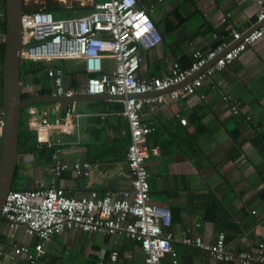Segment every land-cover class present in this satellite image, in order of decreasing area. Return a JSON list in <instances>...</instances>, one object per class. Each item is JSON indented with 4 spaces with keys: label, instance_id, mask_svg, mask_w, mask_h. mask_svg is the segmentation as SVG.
<instances>
[{
    "label": "crops",
    "instance_id": "0c3cea01",
    "mask_svg": "<svg viewBox=\"0 0 264 264\" xmlns=\"http://www.w3.org/2000/svg\"><path fill=\"white\" fill-rule=\"evenodd\" d=\"M138 7L164 35L159 46L143 55L140 76L144 78L166 75L175 61L188 68L195 50L205 53L214 46V35L231 43L230 30H251L258 9L249 0H139ZM224 16L227 22L222 23ZM3 38L0 33V42ZM39 65L46 66L25 64L21 74L22 90L29 98L49 96L40 95V91L53 92L45 69L39 70ZM48 65L64 71L66 88H79L86 80L81 61L69 60L62 67ZM103 67L110 73L113 62L105 60ZM223 96L238 102L237 115H232ZM67 109L62 115L59 103H40L23 111L21 121L29 137H34L37 149L18 153L19 187L32 189L35 180L48 184L51 162L40 149L52 152L57 148L69 166L91 164L87 177L76 176L72 169L62 173L56 184L68 194L128 189L131 176L125 153L129 134L122 99L80 100ZM67 113L73 115L67 119ZM141 118L155 128L146 137L149 147L158 148V154L146 160L150 195L153 204L170 213L171 224L165 233L178 239L171 243L176 264H229L216 263L201 250L183 245L180 240L184 237L212 243L224 234L231 251L246 250L264 240V38L206 80L195 95L156 106L153 112L144 104ZM38 132L45 145H37ZM38 242L22 228L11 232L0 219L2 250L28 246L35 254ZM113 253L117 254L114 262L110 260ZM172 261L166 255L161 264ZM100 262L143 264V256L138 243L122 235L67 231L51 238L38 264ZM0 264L29 263L23 256L13 260L0 256Z\"/></svg>",
    "mask_w": 264,
    "mask_h": 264
},
{
    "label": "built area",
    "instance_id": "2783aa9c",
    "mask_svg": "<svg viewBox=\"0 0 264 264\" xmlns=\"http://www.w3.org/2000/svg\"><path fill=\"white\" fill-rule=\"evenodd\" d=\"M138 1H94L92 10L78 17L55 18L44 10L22 14L21 60L49 64L56 60L82 62L86 80L76 89L64 86L61 68H45L53 96L124 97L122 115L127 120L129 134L125 164L131 180L128 189L105 193L91 191L83 196H72L56 184L57 180L68 169L78 177H87L91 164L77 162L69 166L61 159L60 150L54 149L50 154L51 178L48 184L35 180L32 189L9 191L0 211L1 219L11 232L22 228L28 236L39 240L34 246L35 254L28 246H14L10 250L0 248V256L10 260L23 256L29 264H38L45 245L53 236L80 231L100 236L122 235L137 242L143 264H161L166 255H170L172 263L176 264L171 243L178 239L165 233L171 224L170 213L151 200L146 160L149 155L158 154V148L147 144L146 137L155 128L142 120L143 106L147 104L153 112L156 106L167 102L174 104L195 95L206 80L214 78L261 41L264 38V0H249L258 6L254 23L257 28L244 32L232 28L231 43L214 35L217 40L214 46L205 53L195 50L194 61L188 68L183 69L175 61L166 75L150 78L140 76L143 55L160 45L161 36L148 14L138 7ZM4 4V0H0V16L4 15ZM221 22H227V17H222ZM105 60L113 62L110 73L104 71ZM147 94L156 96L136 98ZM223 100L230 104L232 115L239 113L238 102L228 96H223ZM71 116L67 113L66 118ZM1 131L0 119V134ZM37 145H45L39 132ZM180 242L201 250L216 263L264 264V240L240 251L227 248L224 234H219L212 243L199 237H184ZM116 256L113 253L110 260L114 262Z\"/></svg>",
    "mask_w": 264,
    "mask_h": 264
},
{
    "label": "water",
    "instance_id": "95a60500",
    "mask_svg": "<svg viewBox=\"0 0 264 264\" xmlns=\"http://www.w3.org/2000/svg\"><path fill=\"white\" fill-rule=\"evenodd\" d=\"M4 2L6 30L3 42V59L0 66V119L2 121V131L0 134V211L6 195L12 190L16 175L20 120L24 110H27L32 104L59 103L62 110L61 114L65 115L67 106L71 102L80 100L94 101L101 97L124 99V97L109 95H81L73 98L49 95L23 99L20 72L22 0H4ZM255 28L257 26L253 27L251 31ZM143 97L136 96V98Z\"/></svg>",
    "mask_w": 264,
    "mask_h": 264
},
{
    "label": "trees",
    "instance_id": "16d2710c",
    "mask_svg": "<svg viewBox=\"0 0 264 264\" xmlns=\"http://www.w3.org/2000/svg\"><path fill=\"white\" fill-rule=\"evenodd\" d=\"M95 1H100V0H95ZM30 6H27L24 3V1L22 0L23 13L36 11L38 9V7H36V6H33V7H30ZM91 10H92V7H85V8L81 7V8H78V9L76 8L74 10H67L65 8H62L60 6V4L57 3V2H54V4H52V5H46V7L44 9V11L52 13L55 18H68V17H71L73 15V14H71V12H74V14L77 15V16H81V15H84V14L90 12ZM154 25H155L156 30L159 33L158 25L156 23H154ZM5 30H6V25H5V12H4V15H2L0 17V33L2 35H5ZM160 36H161V41L164 40V35L160 34ZM3 50H4V43L0 42V66H1V63H2V59H3ZM193 61H194V59L192 57L189 66L191 65V63ZM25 64H42V63H36V62L27 61V60H21V62H20V72H21V74H22V72L24 70ZM43 64H45L48 67L51 66V65H48L49 63H43ZM46 66L45 67L44 66L41 67L39 65V67H40L39 70H41L42 68L45 69ZM34 70H35V68H34ZM0 85H1V77H0ZM38 93L40 95H44V94L50 95L51 92H50V90H45V91H40ZM22 98L23 99H27V98H29V96L26 93H23ZM29 135H30V132L26 128H24L22 126V121L20 120L18 153L26 154V153H33V152L36 151L37 148H36L34 137L33 136L29 137ZM42 152H43L44 156L46 157V159L48 161H50L51 152H49V150H46L44 148L40 149V153H42ZM16 172H17V170H16ZM16 180H17V173H16L14 181H13L12 190L23 191L24 189L19 187V183H17Z\"/></svg>",
    "mask_w": 264,
    "mask_h": 264
},
{
    "label": "rangeland",
    "instance_id": "374dc122",
    "mask_svg": "<svg viewBox=\"0 0 264 264\" xmlns=\"http://www.w3.org/2000/svg\"><path fill=\"white\" fill-rule=\"evenodd\" d=\"M23 1L27 6L31 5L30 7H33V6L38 7L37 10H44L46 5H52V4H54V2L59 3L62 8H65L67 10H74L76 8L78 9L81 7L82 8L91 7L95 0H23ZM71 14H73L71 17H78L77 15L74 14V12H71ZM53 63L62 67L64 65L68 64V61L56 60ZM69 64H79V63L71 62ZM79 110L80 109L77 106V111H79ZM22 126L25 127L26 124H24V122H22ZM16 181H17V183H20L19 178H17Z\"/></svg>",
    "mask_w": 264,
    "mask_h": 264
}]
</instances>
